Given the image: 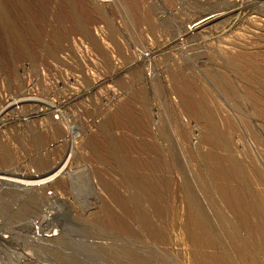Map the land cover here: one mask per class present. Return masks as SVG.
<instances>
[{
  "label": "rangeland",
  "instance_id": "obj_1",
  "mask_svg": "<svg viewBox=\"0 0 264 264\" xmlns=\"http://www.w3.org/2000/svg\"><path fill=\"white\" fill-rule=\"evenodd\" d=\"M263 6L0 0V264H263Z\"/></svg>",
  "mask_w": 264,
  "mask_h": 264
},
{
  "label": "bare ground",
  "instance_id": "obj_2",
  "mask_svg": "<svg viewBox=\"0 0 264 264\" xmlns=\"http://www.w3.org/2000/svg\"><path fill=\"white\" fill-rule=\"evenodd\" d=\"M262 4H263V2H262ZM262 6V5H261ZM264 7V6H263ZM232 11V10H231ZM236 11V10H235ZM230 12V11H229ZM227 13V12H226ZM232 14V13H231ZM225 15V14H224ZM206 17H204V18H202V19H197V20H195L194 22H192L190 25H189V27H188V29H187V31L185 32L186 33V35H193L194 33H196V31H198V30H201V29H205L206 27H207V25H209V24H211V23H213L214 21H216L217 19H219V18H221V17H223V14H220V13H217V14H207V15H205ZM234 18V17H233ZM203 32V31H202ZM182 36V35H181ZM191 100H193V99H191ZM196 104V103H195ZM2 123V122H1ZM116 157V156H115ZM243 195V194H242ZM244 201V200H243ZM250 203V202H249ZM138 206V205H137ZM140 207V206H139ZM251 207V206H250ZM140 209V208H139ZM142 209V208H141ZM258 210V209H257ZM138 211V210H137ZM136 211V212H137ZM144 212V211H143ZM143 218V217H142ZM149 220V219H148ZM137 221H138V219H137ZM137 221H136V223H137ZM196 221V220H195ZM140 222V221H139ZM204 223H205V221H204ZM201 224L200 225V229L201 228H203V230L204 231H207V229H206V223L205 224ZM259 225V224H258ZM262 225V224H261ZM264 225V224H263ZM136 226V225H135ZM137 226H139V225H137ZM143 226V225H142ZM141 226V227H142ZM133 227V226H132ZM140 227V226H139ZM191 227V226H190ZM195 227V226H194ZM205 228V229H204ZM254 228H255V226H254ZM260 228V227H259ZM262 228V227H261ZM200 229H196V231H195V229L193 230V231H191V233H194V235L195 236H197L199 233H201L202 234V232H204L203 230H202V232H200L201 230ZM190 230V229H189ZM197 230H200L199 231V233L197 232ZM257 230V229H256ZM152 231V230H151ZM261 231V230H260ZM149 232V231H148ZM205 234V232L203 233V235ZM192 235V234H191ZM193 235V236H194ZM200 235V234H199ZM205 235H207V234H205ZM198 237V236H197ZM200 237V236H199ZM203 237V236H202ZM201 237V238H202ZM49 238V237H48ZM192 238V237H191ZM195 238V237H194ZM205 238V237H204ZM53 239V238H52ZM208 239H210V238H208ZM232 239V238H231ZM54 240V239H53ZM195 240V239H194ZM234 240V239H233ZM238 240H240V239H238ZM206 241H207V239H206ZM219 241H221V240H219ZM242 241V240H241ZM243 242V241H242ZM241 242V243H242ZM197 243V242H196ZM209 243V242H208ZM220 243V242H219ZM237 243H239L238 241H237ZM236 243V244H237ZM248 243V242H247ZM204 244V243H203ZM207 244V243H206ZM229 244V243H228ZM239 245H240V243H239ZM213 246V245H212ZM227 246V245H226ZM234 246V245H233ZM249 246V245H248ZM229 247H232V246H229ZM235 247H236V245H235ZM240 247V246H239ZM241 248H243V249H247L246 248V246L244 245V243L242 244V246H241ZM220 249V248H219ZM230 250V249H229ZM237 250V249H236ZM245 251V250H244ZM250 251V250H249ZM243 252V251H242ZM246 252V251H245ZM244 252V253H245ZM243 253V254H244ZM247 254H249L250 255V253L249 252H246ZM239 254V253H238ZM244 255H246V254H244ZM231 256V255H230ZM237 256V255H236ZM242 258V257H241ZM29 259V258H28ZM243 261H244V259H243ZM262 261V260H261ZM228 262H229V260H228ZM257 262V261H256ZM218 263V262H217ZM31 264H32V262H31ZM264 264V263H263Z\"/></svg>",
  "mask_w": 264,
  "mask_h": 264
}]
</instances>
